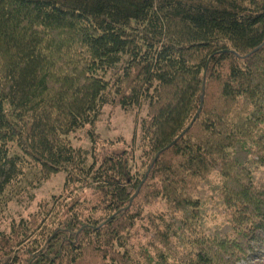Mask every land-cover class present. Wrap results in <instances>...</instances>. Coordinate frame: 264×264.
Listing matches in <instances>:
<instances>
[{
	"label": "trees",
	"instance_id": "trees-1",
	"mask_svg": "<svg viewBox=\"0 0 264 264\" xmlns=\"http://www.w3.org/2000/svg\"><path fill=\"white\" fill-rule=\"evenodd\" d=\"M142 102L139 168L123 139L73 147L106 106ZM60 173L63 195L0 232V264L248 260L264 236V0H0V215Z\"/></svg>",
	"mask_w": 264,
	"mask_h": 264
},
{
	"label": "rangeland",
	"instance_id": "rangeland-1",
	"mask_svg": "<svg viewBox=\"0 0 264 264\" xmlns=\"http://www.w3.org/2000/svg\"><path fill=\"white\" fill-rule=\"evenodd\" d=\"M148 115V104L142 102L141 105L133 110L125 111L120 106H106L95 125H87L69 136L73 147L81 148L85 151H91L93 147L92 132L99 135L102 139L108 141H117L123 139L120 147L125 146L128 150L134 151L138 168L140 166L141 154L144 148L142 140V122ZM89 161L92 160L91 154L88 155ZM65 174L60 173L57 176L45 181L35 190V200L26 206V198L23 206L18 202L11 203L7 212L0 215V232L9 231L11 220L20 219L21 216L27 217L35 212L43 201H50L53 196L63 195ZM254 252L249 259L240 264H264V236H259L253 243Z\"/></svg>",
	"mask_w": 264,
	"mask_h": 264
},
{
	"label": "water",
	"instance_id": "water-1",
	"mask_svg": "<svg viewBox=\"0 0 264 264\" xmlns=\"http://www.w3.org/2000/svg\"><path fill=\"white\" fill-rule=\"evenodd\" d=\"M258 50H259V48L256 49V51H258ZM256 51H254V52H256ZM202 103H203V100H202ZM201 109H202V108H200L199 112L196 114L195 118L193 119V121H192V123L189 125V127H187V128L185 129V131H183V133H182V134H181V135H180V136H179L174 142H172L168 147H166L164 150H162L161 152H159L158 155H157V157H158L162 152L168 150V149L171 148L173 145H175L181 137L185 136V134L191 129V127L193 126L194 122L197 120V118H198V116H199V114H200V112H201ZM157 157H156V158H157ZM146 179H147V178H146Z\"/></svg>",
	"mask_w": 264,
	"mask_h": 264
}]
</instances>
